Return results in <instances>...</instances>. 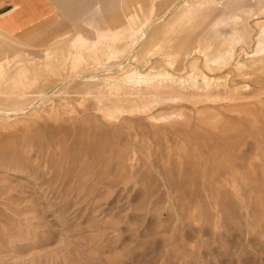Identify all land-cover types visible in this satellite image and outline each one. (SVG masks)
Masks as SVG:
<instances>
[{
	"label": "rangeland",
	"instance_id": "374dc122",
	"mask_svg": "<svg viewBox=\"0 0 264 264\" xmlns=\"http://www.w3.org/2000/svg\"><path fill=\"white\" fill-rule=\"evenodd\" d=\"M172 1L2 28L0 264H264V0Z\"/></svg>",
	"mask_w": 264,
	"mask_h": 264
},
{
	"label": "crops",
	"instance_id": "0c3cea01",
	"mask_svg": "<svg viewBox=\"0 0 264 264\" xmlns=\"http://www.w3.org/2000/svg\"><path fill=\"white\" fill-rule=\"evenodd\" d=\"M0 0V41L7 38L3 31L5 29L16 38H24L35 34L39 26H44L54 12L52 6L71 20V10L78 15L77 23L86 13H111L118 6L127 5L126 0ZM52 6H51V5ZM90 6V8H88ZM57 26L53 27L56 28ZM3 28V29H2ZM33 32V33H29ZM86 40L99 41L113 37L99 36L97 39L80 37ZM6 52L0 47V59Z\"/></svg>",
	"mask_w": 264,
	"mask_h": 264
},
{
	"label": "bare ground",
	"instance_id": "6f19581e",
	"mask_svg": "<svg viewBox=\"0 0 264 264\" xmlns=\"http://www.w3.org/2000/svg\"><path fill=\"white\" fill-rule=\"evenodd\" d=\"M164 2H165V4H164V2H163V4L162 5H164L163 6V10L164 9H166V8H168L169 7V11L172 9V8H175L176 6V3L175 2H173L172 0H163ZM152 5H153V2H152ZM174 5V6H173ZM154 7V11H152L151 13H150V15L147 17V20H146V22L145 23H142V24H140V25H136V26H134L133 27V29H132V33H131V35H130V37L129 38H135V37H138V39H137V41L135 42L136 44H135V46L136 45H139L140 43H142V42H144V41H149L150 43L152 42V39H150L149 38V34H148V30H147V28H151L152 27V29L154 28V26H158L159 24H161V23H164L163 24V27H164V25H165V31H166V33L167 32H169V31H171V30H173V29H175V28H177L178 27V25H180L181 23H183V22H188V21H190L191 19H192V11H193V8H191L190 6H187V8L183 11V12H178V11H176L172 16H168V17H166V15H168V12H167V14H165L164 16H161V17H159V19L160 20H157L158 18H156V19H154L153 18V16L155 17L156 15H160L161 14V12L162 11H160V12H158L157 10V5H154L153 6ZM156 10V11H155ZM171 12V11H170ZM246 12V11H245ZM244 12V14H249V13H245ZM263 17V16H262ZM163 18V19H162ZM165 18V19H164ZM228 20L231 22V24L234 26V27H238V26H240V25H242V22H243V20L240 18V17H238V16H232V17H230V18H228ZM157 23H156V22ZM155 22V23H154ZM148 23H150V27H148ZM151 30V29H150ZM134 36V37H133ZM257 36V35H256ZM260 38L261 39H264V31H262L261 33H260ZM110 41L108 40V39H106V40H99V41H91V40H86V39H84V38H77V39H75L74 40V43H73V46H78V47H81V46H85V44H90L91 45V47L92 48H97V49H99V47H102V46H107V43H109ZM146 46V45H145ZM138 47V46H137ZM140 47V46H139ZM256 49V48H255ZM263 48H261V50H262ZM54 61H52L51 63L52 64H60L58 61L59 60H61V58H60V56H59V54H58V56H55L54 57V59H53ZM79 62H81V57H76V59H75V63L76 64H79ZM85 73V72H84ZM83 73V74H84ZM86 74V73H85ZM181 77V76H180ZM173 78V77H172ZM174 80H175V82L179 85V86H181L182 85V82L180 81V79L179 78H173ZM117 80H122L123 82H125V83H136V84H139L140 82H141V80L143 81H148L149 80V77L147 76V75H143V74H141L140 72H138V70L137 71H135L134 70V72H132L131 74H128V76H126V77H124V78H119V79H117ZM121 81V82H122ZM173 81V80H172ZM194 81V80H193ZM205 81V80H204ZM203 81V82H204ZM213 81V80H212ZM211 81V82H212ZM102 82V83H101ZM109 82V81H108ZM116 82V81H115ZM194 83V82H193ZM81 84H83V88H87V92H88V90H92V89H94L95 87H97V86H101L100 84H102L103 85V81L102 80H100L98 77H95V76H89V77H84V79H83V82L81 83ZM191 84V83H190ZM1 85V84H0ZM184 85V84H183ZM114 86V85H113ZM194 86H195V84H194ZM114 88H115V90L116 91H119L120 89H121V87L120 86H114ZM159 88V87H158ZM169 88V87H168ZM209 88V87H208ZM0 89H1V87H0ZM86 93V92H85ZM89 94V93H88ZM112 95H115V93H111ZM179 95V94H178ZM27 97H29V96H27V95H24L22 98H19V99H16L15 101H14V103H23V102H25L26 101V99H27ZM204 97V96H203ZM156 98V97H155ZM48 99V98H47ZM120 100V99H119ZM119 100H116L115 102H114V104L115 105H120V102H119ZM148 100H149V98H148ZM122 101V100H121ZM154 101V100H153ZM4 102V101H3ZM43 103V102H42ZM42 105V104H41ZM137 108V110L138 109H145L146 108V106H142V107H136ZM53 111H54V109H53ZM53 111H52V113H53ZM56 111V110H55ZM2 112V111H1ZM3 116V115H2Z\"/></svg>",
	"mask_w": 264,
	"mask_h": 264
}]
</instances>
